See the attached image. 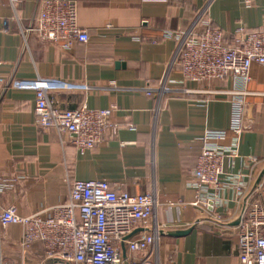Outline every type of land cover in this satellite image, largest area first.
I'll return each instance as SVG.
<instances>
[{"label":"crops","instance_id":"obj_1","mask_svg":"<svg viewBox=\"0 0 264 264\" xmlns=\"http://www.w3.org/2000/svg\"><path fill=\"white\" fill-rule=\"evenodd\" d=\"M42 1L22 0L14 9L0 0V207L15 205L29 215L66 200L74 179L107 180L158 200L152 221L128 238L159 227L157 246L132 253L127 241L119 264H240L237 227L245 199L229 187L216 220L193 204L196 193L189 186L208 129L226 130L219 144H232L224 91L236 81L184 79L180 65L171 64L176 40L166 33L184 28L209 1L213 25L231 42L239 26L261 30L264 0H73L90 39L69 48L22 32L34 25ZM38 77L93 86L54 90L50 98L62 109L113 106L105 140L80 151L68 134L40 125L35 89L11 84ZM164 77L168 91L147 94ZM248 89L239 157L225 161L226 173L249 182L247 207L260 199L264 183V66H252ZM176 230L190 231L170 234ZM22 238V225H0V264L56 263L43 258L40 244L25 249Z\"/></svg>","mask_w":264,"mask_h":264},{"label":"built area","instance_id":"obj_2","mask_svg":"<svg viewBox=\"0 0 264 264\" xmlns=\"http://www.w3.org/2000/svg\"><path fill=\"white\" fill-rule=\"evenodd\" d=\"M21 1L9 0L14 9ZM208 9L209 1L184 28L166 33L176 40L171 64L180 65L184 79L202 81L231 76L236 81L235 87L224 91L231 103L232 144H219L227 137L226 130L208 129L202 137L203 148L190 173L189 186L196 193L193 204L208 210L216 220H221L217 209L223 204L224 193L231 186L236 189L237 196L245 199L237 227L240 264H264V183L258 188L260 199L251 200L247 207L248 180L225 171L226 159L233 163L239 157L246 98L251 94L250 70L254 64L264 66V5L261 30L249 32L239 26L231 42L213 25ZM22 32H35L42 40L62 42L67 48L76 41L90 39L88 30L78 23V4L73 0H43L34 25ZM11 84L35 89L38 123L68 134L80 151L101 144L113 127V106L62 109L50 98L54 90L92 89L89 84L41 77ZM166 84L164 77L158 87L145 91L162 95L168 91ZM157 206L152 192L132 193L112 187L107 180L74 179L66 200L32 214L18 213L15 205L0 207V225H22V246L29 249L40 244L43 258L56 261L55 264H119L127 241L132 253L157 246L159 227L146 236L127 239L139 226L152 221Z\"/></svg>","mask_w":264,"mask_h":264},{"label":"water","instance_id":"obj_3","mask_svg":"<svg viewBox=\"0 0 264 264\" xmlns=\"http://www.w3.org/2000/svg\"><path fill=\"white\" fill-rule=\"evenodd\" d=\"M263 173H264V171H263ZM259 181H260V179H259ZM189 231L190 230H176L174 232H170V234L175 235V236H181V235L187 234ZM133 233H131L130 235H128L127 236V239L130 238L133 235Z\"/></svg>","mask_w":264,"mask_h":264}]
</instances>
